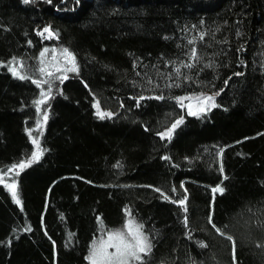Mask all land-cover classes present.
I'll return each mask as SVG.
<instances>
[{
	"label": "trees",
	"instance_id": "1",
	"mask_svg": "<svg viewBox=\"0 0 264 264\" xmlns=\"http://www.w3.org/2000/svg\"><path fill=\"white\" fill-rule=\"evenodd\" d=\"M56 47L75 64L46 69ZM44 115L21 207L0 182V264H91L129 216L139 264H264V0H0V171Z\"/></svg>",
	"mask_w": 264,
	"mask_h": 264
},
{
	"label": "rangeland",
	"instance_id": "2",
	"mask_svg": "<svg viewBox=\"0 0 264 264\" xmlns=\"http://www.w3.org/2000/svg\"><path fill=\"white\" fill-rule=\"evenodd\" d=\"M42 32H43V35H42L43 37H46L48 39H50L52 37V34H51L50 30L47 31V32H45L43 30V31H41V33ZM47 50L48 51L45 53V55H43V57L45 59L47 58L46 62H44V67L46 69H50L51 67L56 68V69H60V68H64L65 66L68 65V62L70 61V58L60 54L59 51H57V47L54 48V49L48 48ZM17 66H19L18 62H12L9 65V67H11V68H15ZM64 79H66V78H63V80ZM45 81L47 82V80H45ZM56 87L59 88V86H57V85H56ZM207 97H212V99L211 100H207L206 99ZM44 99L46 101V98H44ZM213 105H215V106H213ZM181 106L185 110L187 115L200 116V115H202L204 113H207V112L211 111L214 107L217 106L216 96H214V95H203V96L184 97L181 100ZM190 112L195 113V114L194 115L193 114H189ZM44 120H45V115L43 116L42 120H40L36 124V126L34 128L29 130V132L31 133V134H29V136H30L32 142H33V140L37 141V143H34V144H35V147H36V153L37 152L39 153V157H41V154H40L41 151H40V147H39L40 136H41V126L44 124ZM43 128H44V126L42 127V129ZM35 161H37V160H35ZM25 168H23V169H25ZM23 169H20L19 167L13 168V166H11V167L7 168L4 171H0V182H2L9 189V192H10L12 198H13V188H10L9 186L10 185H14V190L16 192V196L20 200V204H18L20 207L22 206V201H21V197H20L19 192H18V186H17V183H16V174L19 173L20 171H22ZM14 201H15V199H14ZM129 221H133L132 233H135L136 232V226L139 225V224H138V222L136 221L135 218L129 216L127 218L124 226L121 227L120 229H118L116 231H113V232H110V231L109 232H101L99 234V236L97 237L96 241L94 242V245H93V248L91 250V253H92L93 249L99 250V249H101V246L106 244V243H112V244L119 243L118 240L109 241V236H111V235H113L114 233H117V232H122L124 234L125 241L135 245V240H133L132 234L129 233V230L126 227V225H128V223H129ZM140 233H142V235L144 237H147V242L151 245V242L149 241L148 236L143 232L142 228L140 229ZM107 251L109 253L115 252V248L108 247ZM129 251H136L137 254L141 257V259L140 260H135L134 258H132L130 255H128L126 253L125 256L122 258L123 264H139V263H141L143 261L144 256L150 252V251L139 252L137 248L130 249ZM91 253H90V255H91ZM90 263H91V261H90ZM101 264H109V262L108 261H102ZM110 264H121V260L114 258V259L111 260Z\"/></svg>",
	"mask_w": 264,
	"mask_h": 264
},
{
	"label": "snow or ice",
	"instance_id": "3",
	"mask_svg": "<svg viewBox=\"0 0 264 264\" xmlns=\"http://www.w3.org/2000/svg\"><path fill=\"white\" fill-rule=\"evenodd\" d=\"M25 3H28L29 0H24ZM45 32L49 31L48 29H45L44 30ZM41 35H43V33H41ZM47 51V49L45 50ZM65 51V54L71 58L72 60V63L73 65L75 64V60H74V57L71 56V53L68 52L67 49L64 50ZM44 53H41V55H43ZM195 54V53H194ZM188 67H190V65H188ZM75 66L71 69H69V71H75ZM13 71V74L15 75L16 72H15V69L12 70ZM41 71H44V69H41ZM20 79H25L26 77L24 76H20L19 77ZM66 78V77H65ZM37 86L39 87V83H37ZM41 96H45V94L42 92L41 93ZM178 99H183V98H178ZM207 100H211L212 97H207L206 98ZM45 99H40V100H37V101H34L35 104L37 105H40V104H43L45 103ZM215 106V105H213ZM98 111H97V115L100 116V118H104L106 115L107 116H110L111 114L110 113H103V112H100L99 111V105L97 104L96 105ZM189 114H195V113H192L190 112ZM47 119V117L45 116V120ZM180 123H182V120H177L173 125H172V128L169 129L167 132L165 133H161V137L163 138L164 136H168L169 138L171 137V134H172V130L175 129ZM29 134H31L29 132ZM33 143H37L36 140H33ZM39 159V153H33L32 157L30 160H28L27 162H21L19 165H13V168H16V167H19L20 169H23L25 167H27L28 165H30L33 161L35 160H38ZM165 159H167V157H165ZM10 188H13V198L15 199V202L17 204H20V200L17 198L16 196V192L14 190V185H10L9 186ZM157 191H159L157 189ZM224 189L223 188H220V187H216L213 189V192H220L221 194L223 193ZM167 199V197H165ZM187 198L185 197V200ZM185 200H181L179 201V203L181 205H184L185 204ZM185 211H187V208H185ZM185 223H187V220L185 219ZM132 225H133V221H129L128 225H126V227L128 228L129 230V233L132 234L133 236V240H135V245H133L132 243H128L125 241V238H124V234L122 232H117V233H114L113 235L109 236V241H112V240H118L119 243H116V244H112V243H106L104 245L101 246V249L97 250V249H93L89 259L91 261V264H101L102 261H108L109 264L111 262L112 259H120L121 260V264H123V260L122 258L125 256V254L127 253L128 255H130L132 258H134L135 260H140L141 257L137 254L136 251H129L130 249H133V248H137L139 252H147V251H150L151 249V245L147 242V237H144L142 235V233H140V229L142 228V225H137L136 226V232L135 233H132ZM219 231V230H218ZM229 239H231L229 237ZM108 247H113L115 248V252H112V253H109L107 251V248Z\"/></svg>",
	"mask_w": 264,
	"mask_h": 264
}]
</instances>
